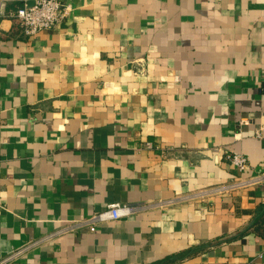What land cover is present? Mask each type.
Here are the masks:
<instances>
[{
	"label": "crops",
	"instance_id": "0c3cea01",
	"mask_svg": "<svg viewBox=\"0 0 264 264\" xmlns=\"http://www.w3.org/2000/svg\"><path fill=\"white\" fill-rule=\"evenodd\" d=\"M66 2L28 36L11 14L33 0H0V257L264 264V181L185 198L264 172V0ZM159 201L54 235L115 202Z\"/></svg>",
	"mask_w": 264,
	"mask_h": 264
},
{
	"label": "built area",
	"instance_id": "2783aa9c",
	"mask_svg": "<svg viewBox=\"0 0 264 264\" xmlns=\"http://www.w3.org/2000/svg\"><path fill=\"white\" fill-rule=\"evenodd\" d=\"M71 10L72 6L68 4L66 0H33L32 4H24L11 15L19 22L23 32L28 36H32L41 30L53 28L58 22L67 17L71 13ZM1 114L2 108L0 105V118ZM145 147L153 148L154 143L147 141L145 143ZM230 159L232 164L240 171L251 169L249 159L241 153L231 154ZM261 181H264V172L256 176L238 178L237 180L229 183L218 184L207 189L205 188L197 193L195 192L194 194L185 196V198H205L207 196L214 195L215 193H223L241 187H248ZM183 198L184 197H180L179 199ZM165 203L166 201L138 203L115 202L107 205L103 210H100L90 216H81L80 218L73 219L63 228L55 231L54 235L74 232L85 227L95 231L99 224L110 223L127 218L156 206H164ZM23 250L24 249H17L10 252L6 256L0 257V264H6L9 260L21 254ZM259 255L264 257V247Z\"/></svg>",
	"mask_w": 264,
	"mask_h": 264
}]
</instances>
